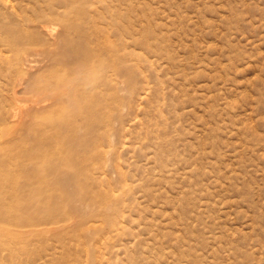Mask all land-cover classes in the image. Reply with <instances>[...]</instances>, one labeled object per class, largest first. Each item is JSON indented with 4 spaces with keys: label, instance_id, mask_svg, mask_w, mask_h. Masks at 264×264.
<instances>
[{
    "label": "rangeland",
    "instance_id": "1",
    "mask_svg": "<svg viewBox=\"0 0 264 264\" xmlns=\"http://www.w3.org/2000/svg\"><path fill=\"white\" fill-rule=\"evenodd\" d=\"M0 163V264H264V0H0Z\"/></svg>",
    "mask_w": 264,
    "mask_h": 264
},
{
    "label": "bare ground",
    "instance_id": "2",
    "mask_svg": "<svg viewBox=\"0 0 264 264\" xmlns=\"http://www.w3.org/2000/svg\"><path fill=\"white\" fill-rule=\"evenodd\" d=\"M40 102L42 101H36L35 106ZM13 179L12 174L6 173L4 164L0 163V250L10 253L14 252L16 236L12 227L14 221L17 219L11 210L15 200V190L12 185ZM4 222L5 225L3 224ZM21 222L25 223L26 220H22ZM3 260L4 256L0 255V262Z\"/></svg>",
    "mask_w": 264,
    "mask_h": 264
}]
</instances>
